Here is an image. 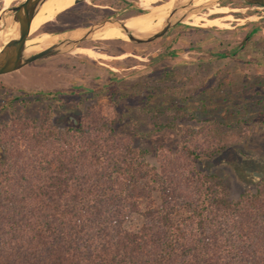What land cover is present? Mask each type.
Returning <instances> with one entry per match:
<instances>
[{
	"label": "rangeland",
	"instance_id": "obj_1",
	"mask_svg": "<svg viewBox=\"0 0 264 264\" xmlns=\"http://www.w3.org/2000/svg\"><path fill=\"white\" fill-rule=\"evenodd\" d=\"M74 1L38 26L26 46H43L50 34L42 31L59 32L110 16L128 24L146 10L138 0ZM173 2L148 0L154 7ZM214 7L222 10L214 15L230 17L225 26L180 22L142 43L95 38L74 47H92L94 59L65 52L1 74L0 173L29 168L45 154V143L70 137L69 121L77 120L91 135L111 143L113 137L101 129L110 122L121 143L147 151L144 160L156 168L157 187L174 188L179 199L199 208H207L211 198L230 202L226 211L217 212L223 215L216 217L220 241L229 245L234 264H259L249 249H264V8L219 0L201 13ZM167 14L159 11L153 23L132 30L134 35L154 33ZM221 52L228 55L221 57ZM111 78L118 80L106 85ZM57 90L68 94H32ZM3 195L0 190V203ZM130 221L137 225L141 218L134 215ZM240 233L252 237L238 243Z\"/></svg>",
	"mask_w": 264,
	"mask_h": 264
},
{
	"label": "trees",
	"instance_id": "obj_2",
	"mask_svg": "<svg viewBox=\"0 0 264 264\" xmlns=\"http://www.w3.org/2000/svg\"><path fill=\"white\" fill-rule=\"evenodd\" d=\"M68 126L70 137L45 143V154L29 168L0 173V264H234L216 218L230 202L211 198L199 208L174 188L157 187L147 151L121 143L110 122L101 129L111 143L77 120ZM134 215L141 218L137 225L130 224ZM250 237L240 233L235 240ZM251 250L264 264V249Z\"/></svg>",
	"mask_w": 264,
	"mask_h": 264
},
{
	"label": "water",
	"instance_id": "obj_3",
	"mask_svg": "<svg viewBox=\"0 0 264 264\" xmlns=\"http://www.w3.org/2000/svg\"><path fill=\"white\" fill-rule=\"evenodd\" d=\"M46 0H21L20 2L4 9L0 14V24L4 18H10L11 25L16 26V33L8 37L2 44L0 49V75L6 74L22 68L23 66L32 63L38 59L48 56L69 52L70 48L79 46L81 42L94 40V33L106 26H114L127 36V39L133 43L149 42L158 37L163 36L168 30L173 28L180 22H184L186 17L192 13H200L203 9L209 8L217 4L219 0H207L198 5H193L195 0H174L171 8L168 11L167 17L162 23V26L147 36L139 37L134 35L133 31L126 26L123 18L106 17L100 21L93 22L86 26H78L65 29L59 32L42 31V33L60 34L78 31L80 34L75 38H61L52 44L44 47L41 50L30 54H25L26 41L28 40L30 25L33 17L38 12L41 5ZM84 0H75L74 3H79ZM249 4L259 5L264 8V0H242ZM182 11L181 15H177ZM141 13V12H138ZM2 29V26H0Z\"/></svg>",
	"mask_w": 264,
	"mask_h": 264
},
{
	"label": "bare ground",
	"instance_id": "obj_4",
	"mask_svg": "<svg viewBox=\"0 0 264 264\" xmlns=\"http://www.w3.org/2000/svg\"><path fill=\"white\" fill-rule=\"evenodd\" d=\"M12 0H4L2 4V8L0 9V14L4 9L8 7ZM73 0H46L44 3L41 5L39 8L38 12L35 14L31 21L30 25V31H29V36L31 33L38 27L40 26L43 22L51 19L52 17L56 16L58 13H60L67 4L72 2ZM156 1V0H155ZM205 0H202L200 3H202ZM139 5L146 10L149 11H143L137 16H135V21L130 22L126 24L127 27H129L132 30H135L139 27H143V24H151L154 22L153 17L155 15H158L159 11H169L172 5H168L166 3H161V4H156L154 6H150L148 4V0H138ZM153 2V1H151ZM150 2V3H151ZM68 7V6H67ZM208 14H203V13H192L186 19L184 22L189 23V24H197L199 22H206L207 24H215L217 26H225L226 25V20L230 19V17H222V16H217L214 15L216 13L222 12L221 7L217 8H212V9H207ZM215 12V13H214ZM182 11L178 12L177 15H181ZM230 16V15H227ZM10 18H4L0 24L2 26V29H0V49H1V44L8 39V37L13 36L16 33V26L11 25ZM148 26V25H147ZM145 26V27H147ZM138 30V29H137ZM136 30V31H137ZM141 31V30H140ZM138 33V32H137ZM80 34L78 31H72L70 33H60V34H50V38H44V41L42 42L43 46L37 47V48H26L25 54H30L35 51L41 50L44 47L52 44L53 42L61 39V38H74L77 37ZM28 36V38H29ZM93 38H98V39H122L127 38V36L120 30L118 27L114 26H106L103 27L99 30H97ZM42 41V40H39ZM29 42L26 41V45ZM27 47V46H26ZM95 49L92 47H81V48H70L69 53L71 54H83L86 55L89 58L94 59L95 58ZM125 57V56H124Z\"/></svg>",
	"mask_w": 264,
	"mask_h": 264
},
{
	"label": "flooded vegetation",
	"instance_id": "obj_5",
	"mask_svg": "<svg viewBox=\"0 0 264 264\" xmlns=\"http://www.w3.org/2000/svg\"><path fill=\"white\" fill-rule=\"evenodd\" d=\"M73 5H75V3H73ZM69 7H71V6H69ZM139 33H140V32H139ZM137 35H138V34H137ZM137 35H136V36H137ZM74 38H75V37H74ZM124 40H127V38H125ZM26 48H29V47H26Z\"/></svg>",
	"mask_w": 264,
	"mask_h": 264
}]
</instances>
